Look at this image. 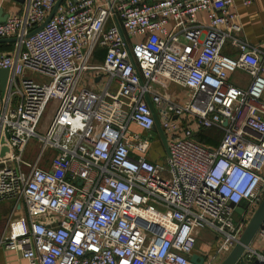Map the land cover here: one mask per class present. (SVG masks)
I'll use <instances>...</instances> for the list:
<instances>
[{
	"label": "built area",
	"instance_id": "built-area-1",
	"mask_svg": "<svg viewBox=\"0 0 264 264\" xmlns=\"http://www.w3.org/2000/svg\"><path fill=\"white\" fill-rule=\"evenodd\" d=\"M235 1L63 0L0 50V202L14 201L0 249L16 264H199L195 253L213 264L231 251L264 198V50L241 37ZM56 2L28 0L0 39L29 34ZM236 71L248 85L230 81ZM154 114L165 161L149 157ZM211 128L222 131L214 146L198 137ZM203 229L219 239L211 256L195 249ZM254 239L264 244V223ZM237 264H264V247Z\"/></svg>",
	"mask_w": 264,
	"mask_h": 264
},
{
	"label": "rangeland",
	"instance_id": "rangeland-1",
	"mask_svg": "<svg viewBox=\"0 0 264 264\" xmlns=\"http://www.w3.org/2000/svg\"><path fill=\"white\" fill-rule=\"evenodd\" d=\"M30 77L35 78L37 81H45V82L50 81V78H48L46 76H41L39 74H33V75L30 74ZM88 77H90V79H88ZM92 81H94V76H93L92 72H86L84 75V80L82 81V85H87V84H89V82L91 84ZM230 81L234 84L246 86L248 84V81H249V76L243 71H236L235 73L230 74ZM152 85L154 88L160 89V90H165V88L168 86L167 90L170 93H181V94L184 93V91L182 92V87H180L179 85H176L175 83L168 82L165 79L156 78L152 82ZM116 86L117 85L114 83L113 84V90L116 89ZM53 115H54V110H52L49 107L46 110L45 114L43 115V117L40 121V124L38 126L37 130L40 134H45ZM134 128L135 127H133V129ZM221 134H222L221 130L211 128V129H204L203 132H200L198 134V137H199V139H203V138L207 137L210 139V141L211 140L216 141L217 137L220 136ZM151 142H152V146H151V151L149 153L150 156H154V157H156V159H160L161 161H165L166 156H167V152H166L164 143H163L160 135L155 134V136L152 137ZM38 144L39 143L36 140V138H33L29 142V145H28L29 151H34L37 148ZM13 206H14V201H12V200L0 202V234H1L2 230L4 229V227L6 226L9 216L13 212ZM256 209L253 211L252 215L254 214ZM20 213L21 212L18 209L17 212H14V216H17ZM252 215H251V217H252ZM240 218H241V214L236 213L235 220L238 221ZM216 236L217 235L214 231L207 230V229L200 230L197 233V244H196L195 249L199 250L200 252L204 253L207 256L213 255L214 252L216 251L217 247H218L217 244L219 242V239ZM252 244L258 250H262V248L264 247V244L261 241H259L258 239L257 240L254 239ZM227 254L228 253H226V255H223L222 257H217L214 260L213 264H220L224 260V258L227 256Z\"/></svg>",
	"mask_w": 264,
	"mask_h": 264
},
{
	"label": "crops",
	"instance_id": "crops-1",
	"mask_svg": "<svg viewBox=\"0 0 264 264\" xmlns=\"http://www.w3.org/2000/svg\"><path fill=\"white\" fill-rule=\"evenodd\" d=\"M27 1L28 0H0V9L3 8V16L5 14L8 15L10 13L18 12L24 9ZM233 9L239 14V21L242 25L241 37L250 44L257 45L264 50V0H254L249 5H245L240 0H236ZM100 58L102 59V55ZM103 87L104 84L96 85V88L99 90ZM167 89L168 86L165 88V90L168 91ZM183 91V94L171 93V95H173V98L176 101L183 102L188 99L186 89L182 87V92ZM134 129H136V131H141L136 127ZM200 140L208 145L213 146L217 145L220 141V139H216V141L211 140L210 142H205L202 139ZM149 157L152 159L156 158L154 156H150V154ZM0 264H16L15 256L12 253L0 249Z\"/></svg>",
	"mask_w": 264,
	"mask_h": 264
},
{
	"label": "water",
	"instance_id": "water-1",
	"mask_svg": "<svg viewBox=\"0 0 264 264\" xmlns=\"http://www.w3.org/2000/svg\"><path fill=\"white\" fill-rule=\"evenodd\" d=\"M62 2H63V0H57L55 6L53 7V9H52L51 13L49 14V16L47 17V19L39 27H37L35 30H33L29 34L24 35L23 37L3 38V39H0V43L19 42L22 39L29 37L30 35H32L36 31L42 29L47 24V22L55 15V13L57 12V10H58V8ZM7 16L8 15H6V14L3 16V8H1L0 9V22L5 21ZM9 73H10L9 69L0 70V88H1V91L3 93L7 89ZM147 102L153 110V105H152L149 98H147ZM154 117H155V128H154V131L152 132V134L158 133L160 135V137L164 143L166 152L168 154L169 149H168V143H167L165 133L163 131V128L160 124L159 119L157 118V116L155 114H154ZM226 124H227V122H225V125ZM5 149L6 148H4L3 151H5ZM243 210H244V208L242 206L236 207V212L239 214H242ZM263 223H264V198L260 202L259 206L257 207L256 211L252 215L249 222L247 223V225H246L244 231L242 232L238 242L235 244V246L231 249V251L227 254V256L224 258V260L220 264H237L238 261L241 259L246 248L252 243L259 227L262 226ZM192 260L194 262L199 263V264H203V262L205 261V257L200 255V254L195 253L192 256Z\"/></svg>",
	"mask_w": 264,
	"mask_h": 264
},
{
	"label": "trees",
	"instance_id": "trees-1",
	"mask_svg": "<svg viewBox=\"0 0 264 264\" xmlns=\"http://www.w3.org/2000/svg\"><path fill=\"white\" fill-rule=\"evenodd\" d=\"M12 45H13V43H0V50H10L11 48H12ZM204 131V129H202L200 132H203ZM208 131V130H207ZM199 132V133H200ZM198 133V134H199ZM221 136V135H220ZM220 136H218L217 137V140L220 138ZM202 140H204L205 142L207 141V142H210V139L209 138H207V137H205V138H203Z\"/></svg>",
	"mask_w": 264,
	"mask_h": 264
}]
</instances>
